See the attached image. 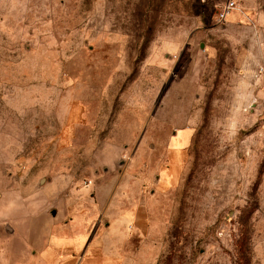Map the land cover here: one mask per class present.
<instances>
[{"label": "rangeland", "instance_id": "1", "mask_svg": "<svg viewBox=\"0 0 264 264\" xmlns=\"http://www.w3.org/2000/svg\"><path fill=\"white\" fill-rule=\"evenodd\" d=\"M260 68L264 0H0V230L140 204L139 264H264Z\"/></svg>", "mask_w": 264, "mask_h": 264}, {"label": "crops", "instance_id": "2", "mask_svg": "<svg viewBox=\"0 0 264 264\" xmlns=\"http://www.w3.org/2000/svg\"><path fill=\"white\" fill-rule=\"evenodd\" d=\"M188 135L180 134L177 148L189 143ZM53 197V220L45 225L41 226L44 213L36 211L38 201L33 200L24 206L25 211L19 210L22 217L15 213L13 223L0 230V264H139L135 247L133 256L126 247L131 235L127 224L143 229L140 204L121 214L117 225L101 227L96 225L95 213L75 207L69 211L57 194ZM7 216L0 211V219Z\"/></svg>", "mask_w": 264, "mask_h": 264}, {"label": "built area", "instance_id": "3", "mask_svg": "<svg viewBox=\"0 0 264 264\" xmlns=\"http://www.w3.org/2000/svg\"><path fill=\"white\" fill-rule=\"evenodd\" d=\"M234 9L235 7L233 2L225 3L217 14V20L219 22H223ZM260 74L262 79L264 80V68H260Z\"/></svg>", "mask_w": 264, "mask_h": 264}, {"label": "water", "instance_id": "4", "mask_svg": "<svg viewBox=\"0 0 264 264\" xmlns=\"http://www.w3.org/2000/svg\"><path fill=\"white\" fill-rule=\"evenodd\" d=\"M52 214H53V211H52Z\"/></svg>", "mask_w": 264, "mask_h": 264}]
</instances>
